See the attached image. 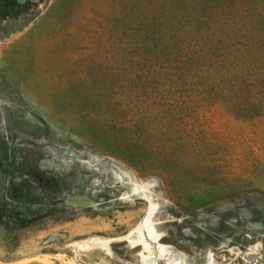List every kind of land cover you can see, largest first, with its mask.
Listing matches in <instances>:
<instances>
[{
    "label": "rangeland",
    "instance_id": "1",
    "mask_svg": "<svg viewBox=\"0 0 264 264\" xmlns=\"http://www.w3.org/2000/svg\"><path fill=\"white\" fill-rule=\"evenodd\" d=\"M262 19L264 0H44L0 21V264H141L150 199V264H264Z\"/></svg>",
    "mask_w": 264,
    "mask_h": 264
},
{
    "label": "bare ground",
    "instance_id": "2",
    "mask_svg": "<svg viewBox=\"0 0 264 264\" xmlns=\"http://www.w3.org/2000/svg\"><path fill=\"white\" fill-rule=\"evenodd\" d=\"M153 201L154 200L152 199L149 200L150 209H148L149 212L147 213L148 215L146 216V218L133 232L130 233V235L126 237V239L130 241V245L132 247L141 246L142 248V251L140 253L141 264L151 263L152 257L154 256V250H153L152 243L150 241L158 243L161 238V233L157 231L153 223V215L154 213H156L155 211L158 207L157 204H155ZM83 245H85L87 248L99 247L100 249L107 251L109 254L111 253L110 240H103V239L88 240V241L83 242ZM158 251H159L160 257H165L171 253V250L167 246L162 245V244L158 245ZM33 262L35 261L34 260L30 261L27 264H31ZM47 262H43V263L46 264ZM170 263L171 264H185L183 258L181 257L178 259L176 258L170 259ZM47 264H51V263H47ZM207 264H211V263L209 262Z\"/></svg>",
    "mask_w": 264,
    "mask_h": 264
},
{
    "label": "trees",
    "instance_id": "3",
    "mask_svg": "<svg viewBox=\"0 0 264 264\" xmlns=\"http://www.w3.org/2000/svg\"><path fill=\"white\" fill-rule=\"evenodd\" d=\"M44 1V0H42ZM35 6L34 3L28 1L25 4H20L16 0H0V21L7 19H17L21 15L26 14ZM264 21V19H262ZM251 41L264 48V31L262 33H255Z\"/></svg>",
    "mask_w": 264,
    "mask_h": 264
},
{
    "label": "water",
    "instance_id": "4",
    "mask_svg": "<svg viewBox=\"0 0 264 264\" xmlns=\"http://www.w3.org/2000/svg\"><path fill=\"white\" fill-rule=\"evenodd\" d=\"M16 1H18L20 4H25L26 2L30 1V2L34 3L35 5H39L42 2V0H16ZM65 154L67 156H70V157L73 156L72 155L73 153H71V152H67ZM31 264H45V263H43L41 261H35V262L31 263Z\"/></svg>",
    "mask_w": 264,
    "mask_h": 264
}]
</instances>
